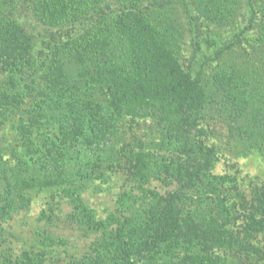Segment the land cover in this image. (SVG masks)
Listing matches in <instances>:
<instances>
[{
    "label": "trees",
    "instance_id": "1",
    "mask_svg": "<svg viewBox=\"0 0 264 264\" xmlns=\"http://www.w3.org/2000/svg\"><path fill=\"white\" fill-rule=\"evenodd\" d=\"M19 7L58 35L45 52L16 22ZM200 24L239 33L214 54L198 44L185 67V40ZM249 29L257 31L253 44L243 36ZM239 48L247 50L249 65L226 64L225 56ZM211 63L206 81L204 67ZM0 67L9 86L0 107L10 111L27 95L37 99L44 92L74 153L94 143L107 147L116 122L127 118L154 121L164 133L158 144L130 152L122 210L101 219L80 194L91 160L79 165L70 154L58 175L44 166L40 133L30 130L45 115L40 100L32 125L24 127L25 150L0 141L1 220L28 209L32 192L59 187L83 215L80 225L100 236L96 264H211L215 251L256 253L251 241L264 230V195L243 214L242 235L230 230L235 207L226 185L235 179L215 173L220 149L206 124L226 128L227 149L264 156V0H0ZM85 91L103 97L104 110L84 102ZM113 148L99 161H116ZM152 181L178 187L162 194Z\"/></svg>",
    "mask_w": 264,
    "mask_h": 264
},
{
    "label": "rangeland",
    "instance_id": "2",
    "mask_svg": "<svg viewBox=\"0 0 264 264\" xmlns=\"http://www.w3.org/2000/svg\"><path fill=\"white\" fill-rule=\"evenodd\" d=\"M14 18L24 30L38 39V52H45L46 45L58 40V35L38 23L27 8L19 7L14 13ZM236 32L200 24L195 34L188 35L185 40L182 64L185 67L188 65L198 44L204 53L214 54L219 47L226 46L225 42L233 38ZM256 32L249 29L243 36L245 40L253 44L256 42ZM246 55L247 50L239 48L225 56L223 61L233 67L248 66ZM257 60L258 63L262 62L261 58ZM213 66L215 64L211 63L204 67L203 75L206 81L211 78ZM199 68L200 65L196 73ZM7 81L6 72L0 67V98L9 87ZM88 93L85 91L84 94L88 97L82 96L83 101L94 100L92 105H101L100 109L104 110L103 97L91 96ZM27 96L26 103L15 104L17 106L15 109L8 111L0 107V141H7L25 150L28 143L24 144V127L32 125L29 118L36 113L34 110L37 102L44 100L41 105L46 109L45 115L40 117V122L37 121L34 125L40 129L29 127L32 132L40 133L37 134L41 140L39 156L42 162L44 161V166L52 167L53 174L58 175L62 170L61 166L66 165L67 157L71 159L70 154L75 156L79 165H85L91 160L90 177L87 178L83 185L84 189L80 192L84 205L101 219L106 218L108 213H117L122 210L118 201L130 185L127 157L130 152L139 150L143 145L146 148V146L158 144L164 137L160 126L154 121L144 119L127 118L123 122H116L113 137L109 136L110 141L107 143L110 151L114 147L116 161L111 164L103 163L99 160L108 154L107 147L102 146V143L99 145L94 143L91 147L80 146L78 149L82 153H74L62 140L59 133L60 124L54 123L51 119L54 109H50L49 106L54 107V105L49 101L48 96L44 92L41 98L37 99H34L36 96L34 92L30 97ZM51 96L56 99L54 94ZM62 112L65 110L63 109ZM206 127L210 132L215 133L213 142L220 149L215 173L235 179L233 183L226 185V191L230 197L228 203L235 207L233 215L228 220H230V230L242 235L241 232L246 224L243 214H246L247 208L254 203L257 195H264V156L257 150L247 155L241 153L238 148L227 149L226 128L218 122L207 123ZM22 145L25 146L22 147ZM166 148H172V146L168 145ZM84 149L86 152H83ZM15 163V160L10 161L11 165ZM1 169L2 166H0ZM150 186L162 194L178 187L176 183L166 186L159 181H152ZM29 197L31 203L28 209L12 213L4 221L0 219V264H96L95 258L103 252L100 236L80 225L83 215L75 209L72 199L60 192L59 187L34 191ZM243 200L246 202L243 203ZM251 243L255 254L242 255L236 252L215 251L216 262L211 264H264V230L255 234Z\"/></svg>",
    "mask_w": 264,
    "mask_h": 264
}]
</instances>
